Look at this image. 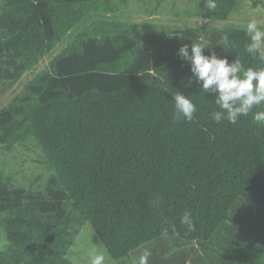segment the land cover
<instances>
[{
	"label": "trees",
	"instance_id": "trees-1",
	"mask_svg": "<svg viewBox=\"0 0 264 264\" xmlns=\"http://www.w3.org/2000/svg\"><path fill=\"white\" fill-rule=\"evenodd\" d=\"M240 1L215 0L209 14L227 20ZM130 2L0 0V99L72 37L0 110V147H37L51 172L41 187L37 176L24 186L0 170V264H76L68 255L87 224L115 260L148 243L159 245L151 264L192 259L191 248L165 258L167 240L216 253L212 264H264V124L252 113L235 125L212 120L216 94L189 82L177 53L204 42L207 55L264 64L245 51L239 25L145 30L100 18L69 37L90 12L111 16ZM175 91L192 95L191 122L172 120ZM186 210L195 231L180 224ZM225 222L238 225L231 252L208 245Z\"/></svg>",
	"mask_w": 264,
	"mask_h": 264
},
{
	"label": "rangeland",
	"instance_id": "rangeland-1",
	"mask_svg": "<svg viewBox=\"0 0 264 264\" xmlns=\"http://www.w3.org/2000/svg\"><path fill=\"white\" fill-rule=\"evenodd\" d=\"M104 12H90L84 20L77 24L71 31L70 36L77 34L81 29H84L92 21L100 18L120 19L127 22H136L141 27L151 28L158 27L163 30L186 29L188 27H218L228 28L234 25L244 26L252 17L260 20L262 28H264V0H241L238 7L231 13L227 20H217L209 14L206 9L205 0H131L129 6L121 12L110 14ZM72 37L66 42H70ZM68 40V41H67ZM62 43L58 44L53 52L45 57L41 64L37 65L33 71L26 73L23 78L10 90L6 95L0 99V110L23 88L24 85L32 79V77L48 65L50 59L58 54L64 47ZM53 54V55H52ZM42 152L37 147L30 149L19 147L13 152H6L0 147V170L6 174H11L16 184L29 186L32 180L39 177V185L42 187L47 182L51 175L47 167L41 164ZM240 210H247L244 204H240ZM238 232V225L230 222L222 224L220 230L208 242V245L220 250L222 252H231L235 243V237ZM166 252L165 258H170L173 252L181 255L184 252L193 254L187 264H198L199 262L217 263L218 256L212 251L205 250L198 244H193L187 249H175L167 240H161ZM5 232L0 230V249L7 244ZM93 244L100 246L101 250L106 249L100 238L96 235L94 229L90 224H87L78 240L72 246L69 253V258L76 264H86V250ZM159 246L158 243H148L138 248L131 258L122 260H115L110 255V264H136L139 256L145 249L154 253L155 248ZM108 252V251H107ZM151 264V261H149Z\"/></svg>",
	"mask_w": 264,
	"mask_h": 264
},
{
	"label": "clouds",
	"instance_id": "clouds-1",
	"mask_svg": "<svg viewBox=\"0 0 264 264\" xmlns=\"http://www.w3.org/2000/svg\"><path fill=\"white\" fill-rule=\"evenodd\" d=\"M207 10L216 8L215 0H205ZM244 31L248 37L245 51L258 58L264 64V28L256 17L249 19L244 25ZM227 40V36L224 37ZM235 46H233L234 49ZM207 47L204 42L191 41V44H182L178 49V56L190 63V71L200 91L205 94H216L214 102L218 110L211 114V119L217 123L227 121L235 125L238 119L252 113V118L258 124H264V67H247L241 63L239 54L232 62L227 57L220 58L215 52L205 54ZM172 120L181 119L191 122L197 112V106L193 102L192 95H184L179 91L173 92ZM180 224L188 232L195 231L196 225L193 214L186 210L180 217ZM172 231L177 232L176 226H171ZM167 235V229H165ZM152 253L145 249L139 256L136 264H149ZM86 264H110V255L107 249L101 250L100 246L93 244L86 250Z\"/></svg>",
	"mask_w": 264,
	"mask_h": 264
}]
</instances>
